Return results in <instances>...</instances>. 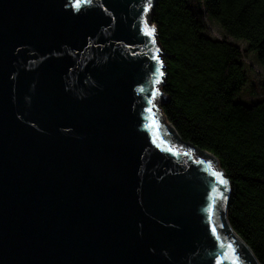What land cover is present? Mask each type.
<instances>
[{
	"label": "water",
	"instance_id": "water-1",
	"mask_svg": "<svg viewBox=\"0 0 264 264\" xmlns=\"http://www.w3.org/2000/svg\"><path fill=\"white\" fill-rule=\"evenodd\" d=\"M154 2L0 0V264H239L224 172L161 140Z\"/></svg>",
	"mask_w": 264,
	"mask_h": 264
},
{
	"label": "trees",
	"instance_id": "trees-1",
	"mask_svg": "<svg viewBox=\"0 0 264 264\" xmlns=\"http://www.w3.org/2000/svg\"><path fill=\"white\" fill-rule=\"evenodd\" d=\"M155 0L150 20L165 63L161 113L181 142L215 158L228 186L210 210L215 235L230 242L239 264H264V84L262 96L239 101L248 84L245 57L264 68V0ZM202 8V9H201ZM207 21L226 37L245 43L241 51L215 39Z\"/></svg>",
	"mask_w": 264,
	"mask_h": 264
},
{
	"label": "rangeland",
	"instance_id": "rangeland-1",
	"mask_svg": "<svg viewBox=\"0 0 264 264\" xmlns=\"http://www.w3.org/2000/svg\"><path fill=\"white\" fill-rule=\"evenodd\" d=\"M190 6L195 11H199V0H190ZM149 23L152 24L151 20L149 21ZM206 23L208 26V32L211 37L219 40L226 39L228 42L238 47L241 51L245 50L246 45L244 42L236 41L229 37H226L224 32L215 22L207 21ZM244 63L247 70L248 84L245 91L240 96L239 101H241L242 103L250 104L251 102L259 99L262 96L260 87L261 84H264V68L256 63L252 54H248L247 57H245ZM159 107L161 108V104H159Z\"/></svg>",
	"mask_w": 264,
	"mask_h": 264
},
{
	"label": "snow or ice",
	"instance_id": "snow-or-ice-1",
	"mask_svg": "<svg viewBox=\"0 0 264 264\" xmlns=\"http://www.w3.org/2000/svg\"><path fill=\"white\" fill-rule=\"evenodd\" d=\"M89 2H90V0H89ZM75 6L77 8H79L80 7V3L78 2ZM145 29H146L145 35H147L150 38H152L154 36V34H155V29L154 28H150L148 26L147 22H145ZM154 42L155 41L153 40V43ZM157 71H159V69H157ZM161 75H163V73H161ZM157 82H159V81H157ZM213 175L219 178V183L225 184V185L227 184V181L223 179V177L220 175V173L214 172ZM213 232H215V228H213Z\"/></svg>",
	"mask_w": 264,
	"mask_h": 264
}]
</instances>
